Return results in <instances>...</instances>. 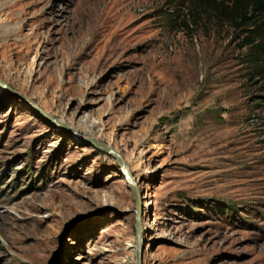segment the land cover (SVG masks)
<instances>
[{
    "label": "rangeland",
    "instance_id": "rangeland-1",
    "mask_svg": "<svg viewBox=\"0 0 264 264\" xmlns=\"http://www.w3.org/2000/svg\"><path fill=\"white\" fill-rule=\"evenodd\" d=\"M189 21L187 27L184 21ZM189 0H0V264H264V78ZM8 44L7 47L5 45Z\"/></svg>",
    "mask_w": 264,
    "mask_h": 264
},
{
    "label": "trees",
    "instance_id": "trees-1",
    "mask_svg": "<svg viewBox=\"0 0 264 264\" xmlns=\"http://www.w3.org/2000/svg\"><path fill=\"white\" fill-rule=\"evenodd\" d=\"M189 12L194 22L205 16L228 23L243 38L240 47L255 72L264 78V0H189ZM189 27V21H184Z\"/></svg>",
    "mask_w": 264,
    "mask_h": 264
},
{
    "label": "water",
    "instance_id": "water-1",
    "mask_svg": "<svg viewBox=\"0 0 264 264\" xmlns=\"http://www.w3.org/2000/svg\"><path fill=\"white\" fill-rule=\"evenodd\" d=\"M0 85L7 88L8 90H10L11 92L15 93L16 95L22 97L25 99V101H27L35 110H37L38 112H40L41 114H43L44 116L55 120L54 117L48 113L47 111H45L44 109H42L41 107H39L37 104H35L33 101H31L29 98L25 97L24 95L14 91L6 82H4L1 78H0ZM94 147L102 149L104 151H106L107 153H109L110 155L115 156L118 159V162L120 164V167L122 169V172L124 173L126 179L128 180L129 184H130V188L133 191L135 197H136V202H137V263L138 264H143V254H144V243H143V231H142V210H143V205H142V200H141V192L140 189L138 187V183L137 181L133 178L132 173L130 171V169L128 168L126 161L123 157V155L116 151L115 149L111 148L110 146H108L107 144L100 142L94 138H87Z\"/></svg>",
    "mask_w": 264,
    "mask_h": 264
},
{
    "label": "bare ground",
    "instance_id": "bare-ground-1",
    "mask_svg": "<svg viewBox=\"0 0 264 264\" xmlns=\"http://www.w3.org/2000/svg\"><path fill=\"white\" fill-rule=\"evenodd\" d=\"M8 46V44H6L5 45V47H7ZM97 140V139H96ZM99 141H101L100 139H99ZM112 148V147H111ZM113 149H115V148H113ZM116 150V149H115ZM117 151V150H116ZM119 152V151H118ZM131 171V170H130ZM131 173H132V176H133V178L135 179V180H137V178H136V176L133 174V172L131 171ZM137 245H138V243H137Z\"/></svg>",
    "mask_w": 264,
    "mask_h": 264
}]
</instances>
